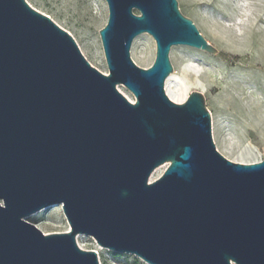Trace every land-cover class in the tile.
<instances>
[{"label": "water", "instance_id": "1", "mask_svg": "<svg viewBox=\"0 0 264 264\" xmlns=\"http://www.w3.org/2000/svg\"><path fill=\"white\" fill-rule=\"evenodd\" d=\"M105 2L107 74L50 17L0 0V264H99L78 234L149 264H264V159H227L202 94L164 89L173 46L216 49L177 0ZM143 33L148 68L130 56ZM55 205L69 231L25 220Z\"/></svg>", "mask_w": 264, "mask_h": 264}, {"label": "rangeland", "instance_id": "2", "mask_svg": "<svg viewBox=\"0 0 264 264\" xmlns=\"http://www.w3.org/2000/svg\"><path fill=\"white\" fill-rule=\"evenodd\" d=\"M25 1L67 31L91 66L108 73L99 37V30L108 17L105 0ZM177 2L180 12L193 21L217 52L173 46L169 52L172 72L164 84L167 96L181 103L191 92L201 93L211 117L216 149L234 162L263 160L264 0ZM130 56L138 67L148 68L155 57L152 37L146 33L138 35L132 43ZM117 89L128 100L135 101L123 85H117ZM166 167L167 163L156 167L149 182L160 177ZM60 206L41 209L25 220L44 234L69 231ZM78 235V246L97 251L99 264H149L134 254L104 248L91 236Z\"/></svg>", "mask_w": 264, "mask_h": 264}, {"label": "bare ground", "instance_id": "3", "mask_svg": "<svg viewBox=\"0 0 264 264\" xmlns=\"http://www.w3.org/2000/svg\"><path fill=\"white\" fill-rule=\"evenodd\" d=\"M80 237V235H78L77 237H76V240H78V238ZM79 242V241H78ZM95 252H97V251H95ZM97 254V253H96Z\"/></svg>", "mask_w": 264, "mask_h": 264}]
</instances>
